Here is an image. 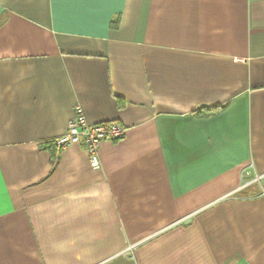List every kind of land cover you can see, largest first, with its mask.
<instances>
[{
	"label": "crops",
	"instance_id": "1",
	"mask_svg": "<svg viewBox=\"0 0 264 264\" xmlns=\"http://www.w3.org/2000/svg\"><path fill=\"white\" fill-rule=\"evenodd\" d=\"M0 264H264V0H0Z\"/></svg>",
	"mask_w": 264,
	"mask_h": 264
},
{
	"label": "built area",
	"instance_id": "2",
	"mask_svg": "<svg viewBox=\"0 0 264 264\" xmlns=\"http://www.w3.org/2000/svg\"><path fill=\"white\" fill-rule=\"evenodd\" d=\"M124 133L125 129L115 122H87L81 109L77 108L66 130L54 140V146L59 151L71 144H79L88 155L89 165L93 169H99V144L106 140H118Z\"/></svg>",
	"mask_w": 264,
	"mask_h": 264
},
{
	"label": "trees",
	"instance_id": "3",
	"mask_svg": "<svg viewBox=\"0 0 264 264\" xmlns=\"http://www.w3.org/2000/svg\"><path fill=\"white\" fill-rule=\"evenodd\" d=\"M226 104L221 105H199L192 111V115L198 116V117H207L210 116L223 108H225ZM45 145V143L43 142ZM46 147H55L54 141L47 142Z\"/></svg>",
	"mask_w": 264,
	"mask_h": 264
}]
</instances>
